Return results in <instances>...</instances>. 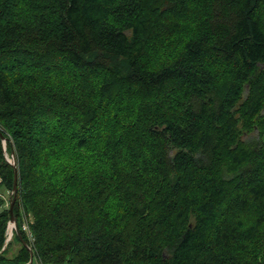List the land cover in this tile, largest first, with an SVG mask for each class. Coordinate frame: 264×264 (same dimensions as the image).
Returning a JSON list of instances; mask_svg holds the SVG:
<instances>
[{"label":"trees","instance_id":"16d2710c","mask_svg":"<svg viewBox=\"0 0 264 264\" xmlns=\"http://www.w3.org/2000/svg\"><path fill=\"white\" fill-rule=\"evenodd\" d=\"M0 131V264H264V0H0Z\"/></svg>","mask_w":264,"mask_h":264},{"label":"rangeland","instance_id":"374dc122","mask_svg":"<svg viewBox=\"0 0 264 264\" xmlns=\"http://www.w3.org/2000/svg\"><path fill=\"white\" fill-rule=\"evenodd\" d=\"M7 158H9V160L10 161H12L13 159H14V156L13 157H11L10 155H8V157ZM6 160V159H5ZM14 163H15V160H14ZM1 182H2V180L0 181V184H1ZM10 191H7L3 186L2 187H0V196L5 200V206L7 207L8 206V203H9V196H10ZM28 218H26V217H23V219H22V222H21V226L23 225V223H29V219L27 220ZM9 229V222H8V224H7V229H6V232H5V243H4V245H6V240L8 239V237L10 238L8 241L9 242H12V236H11V232H12V234L14 233V229L12 228V230H10ZM8 234V235H7ZM18 248H19V245L16 243V242H14L13 241V243H12V245H11V249H10V251H9V253H10V255H12V254H16V252H17V250H18ZM31 264H38V262L35 260V259H33L32 260V263Z\"/></svg>","mask_w":264,"mask_h":264},{"label":"water","instance_id":"95a60500","mask_svg":"<svg viewBox=\"0 0 264 264\" xmlns=\"http://www.w3.org/2000/svg\"><path fill=\"white\" fill-rule=\"evenodd\" d=\"M0 139L2 140L3 144L4 142V137L0 131ZM5 145V144H4ZM13 166V184H12V190H11V198H10V204H9V211H10V223L13 224V228L15 230V233H17V226H16V220L12 214V209H13V205L15 202V198H16V194H17V190H18V175H17V169L15 164H12ZM33 260V255L30 252V259L28 264H31Z\"/></svg>","mask_w":264,"mask_h":264},{"label":"built area","instance_id":"2783aa9c","mask_svg":"<svg viewBox=\"0 0 264 264\" xmlns=\"http://www.w3.org/2000/svg\"><path fill=\"white\" fill-rule=\"evenodd\" d=\"M7 158V157H6ZM7 160L9 161V162H13V160L12 161H10L8 158H7ZM0 181H1V178H0ZM22 230L25 232V234H26V236H27V238L29 239V241L30 242H32L33 241V237H32V234H31V231H30V229H29V225H28V223H23V225H22ZM8 241V239L6 240V242Z\"/></svg>","mask_w":264,"mask_h":264},{"label":"bare ground","instance_id":"6f19581e","mask_svg":"<svg viewBox=\"0 0 264 264\" xmlns=\"http://www.w3.org/2000/svg\"><path fill=\"white\" fill-rule=\"evenodd\" d=\"M12 228H13V224L10 223V224H9V229L12 230ZM10 230H9V231H10Z\"/></svg>","mask_w":264,"mask_h":264}]
</instances>
